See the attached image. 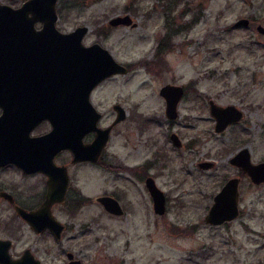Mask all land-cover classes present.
I'll return each instance as SVG.
<instances>
[{
	"label": "rangeland",
	"instance_id": "374dc122",
	"mask_svg": "<svg viewBox=\"0 0 264 264\" xmlns=\"http://www.w3.org/2000/svg\"><path fill=\"white\" fill-rule=\"evenodd\" d=\"M63 3L56 4L58 28L87 26V42L97 40L118 62L133 66L92 93L93 103L105 114L104 123L113 118L116 101L129 114L119 125L127 127L122 135L113 132L108 153L119 154L127 163L142 162L148 152L135 139L149 134L166 148L165 158L151 169L166 197L162 215L153 212L138 177L97 168L75 175L73 183L87 194L117 193L128 207L116 217L92 201L75 216L74 221L89 223L82 235L88 264H264V182H251L229 161L243 147L251 162L264 161V32L257 30L258 25L264 28V0ZM124 14L135 25L108 26L110 18ZM242 17L249 19L248 25H234ZM103 27L105 34L99 32ZM167 32L174 34L165 37ZM165 83L187 87L179 120L172 124L184 144L181 149L173 148L166 136L171 124L164 119V101L158 94ZM209 98L219 105L235 104L243 111L242 119L214 132ZM138 114L161 121L145 125L140 136L139 122L132 119H140ZM124 139L129 143L122 147ZM200 161L212 165L201 169ZM232 176L240 179L238 217L218 226L204 223L213 195Z\"/></svg>",
	"mask_w": 264,
	"mask_h": 264
},
{
	"label": "flooded vegetation",
	"instance_id": "af4514ba",
	"mask_svg": "<svg viewBox=\"0 0 264 264\" xmlns=\"http://www.w3.org/2000/svg\"><path fill=\"white\" fill-rule=\"evenodd\" d=\"M24 1L26 0H0V3L18 7ZM92 1L94 2V0ZM62 3L72 4V0H56V4ZM130 18L131 24H129V26L134 23L131 16ZM57 20L55 22V27L64 33L69 32L68 30L58 28ZM120 25L121 24L111 25L108 23L109 27ZM35 28H42L41 19L37 20ZM106 30L107 29L104 27L99 28L101 34H105ZM87 32L88 29L82 35V45L86 47L98 45L102 48H106L97 40L87 42L84 39ZM172 34L174 33L167 32L164 36L167 37ZM54 35L56 36V34ZM39 37L42 39L39 43V49L42 55L40 56L38 65L33 67L34 71H37L36 80H29L27 85L20 88V97L15 99L11 98L12 100H10L8 97L3 96L5 94L4 92L0 98V102L2 101V105H0V116H2V119H0V264H88L85 258L87 245L83 241L82 235L87 232L89 223L88 221H74L75 216L84 206L86 207L92 201L97 202L103 211L110 216L121 217L127 212L128 207L121 199L120 194L117 193H103L95 196L87 194L81 187H78L76 183H73L75 175H77L79 170L87 173L90 168L107 171L115 170L118 175L129 173L132 177H138L144 182L146 187V179L149 177L152 178L156 184L155 174L151 172V169L154 165L160 164V161L165 158L166 148L157 145V140L153 139L151 134H149L146 135L143 140H140L141 137L135 139L139 141V146L143 145L145 151L148 152L147 157L144 158L142 162L127 163L119 154L115 152H112L113 154L108 153V146L111 143L113 132L116 129L118 134L122 135L127 127L125 126V129H123L122 126L119 125L126 121L129 114L126 108H124L120 102L116 101L111 106L113 118L104 123L105 114L93 103L92 93L106 80L112 79L118 75H125L133 70L131 63H128L123 64L126 67L124 73L109 75L98 81L90 90L89 101L99 113V117L95 121V129L89 130L83 135L82 144L86 146L84 147L85 154H89L93 157L96 156L95 160H74L73 151L69 147L57 150L59 147L57 143L61 142L57 140H61L62 138L59 136L57 139L50 134L56 127L52 120L53 114L56 117V105H54V103H56V97H54L52 93L51 75L50 73H46L52 70L51 64L53 63L52 60H47L49 58L46 59L45 56H43V54L48 51L56 50L57 43L47 41L44 39L43 35ZM67 44L66 42L65 46H67ZM153 61L154 60L148 61L146 66L147 70L151 71V69H153ZM166 84L179 85L182 87L181 97L175 105L174 117H169L166 99L160 94V89ZM186 93L187 87L176 83H165L158 89V94L164 101L162 114L167 124H171L166 136L172 144V147L177 149H181L184 144L179 134L172 129V124H174L176 120H179V105ZM211 100L214 102L212 98L207 100L208 111L214 121L213 131L216 132L214 129L216 120L209 110V101ZM239 109L242 111L241 108ZM138 115L142 116L141 114ZM242 117L243 111L241 118L237 122L226 125L217 133L237 124ZM132 119L134 121L137 119L139 122L140 136L143 135V130H147L145 125L149 128V124L152 122L161 121V118H153L151 115L142 116L140 119L134 116ZM105 134L107 136L106 140L101 150L96 153L95 145ZM172 134L177 136L180 145H176L171 137ZM46 136H49V138H46ZM67 141L68 138L66 134L65 143H67ZM127 142L129 143V141L124 139L122 147H125ZM191 143L192 142H189L190 147ZM136 145L137 144L134 143V147ZM110 157H112V160ZM203 162L209 161L198 162V167L201 169H206L212 165L210 162V166L201 167L200 163ZM232 177H237L239 179L238 176ZM64 183L65 191L61 193L60 190ZM50 185H53V191L51 192L49 191ZM106 195L111 196L118 202L122 213L117 214L108 211L104 204L97 200L98 197ZM150 197L153 209V199L151 195ZM227 222L229 221L224 223ZM77 240L79 245H75V241Z\"/></svg>",
	"mask_w": 264,
	"mask_h": 264
},
{
	"label": "water",
	"instance_id": "95a60500",
	"mask_svg": "<svg viewBox=\"0 0 264 264\" xmlns=\"http://www.w3.org/2000/svg\"><path fill=\"white\" fill-rule=\"evenodd\" d=\"M57 17L56 0H26L18 7L0 3V98L4 92L3 96L10 100L18 98L21 96L20 88L27 85L29 80H36L37 71H34L33 67L38 65L42 55L39 49L42 39L39 36L43 35L47 41L56 42V50L43 54L53 63L52 70L46 73L51 75L52 93L56 97L54 103L56 117L54 114L52 116L56 127L50 134L57 139L61 136L62 139L57 140L61 141L57 143L59 145L57 150L71 148L74 160H95L96 156L85 154L86 146L82 144L83 135L95 129V121L99 117V113L89 101V93L98 81L114 73H124L126 67L117 62L106 48L98 45L89 47L82 45L81 38L87 31V26L80 25L64 33L55 27ZM39 19L42 20V28L36 29L35 23ZM248 23L249 19L242 17L236 20L234 25H248ZM109 24L129 25L131 18L128 14L118 15L110 18ZM257 30L264 32L261 25L257 26ZM66 42L67 46H65ZM160 94L166 99L169 117H174L175 105L181 97L182 87L166 84L160 89ZM209 110L216 120L214 128L216 132L230 123L237 122L242 116V111L234 104L222 106L211 100ZM66 134L67 143H65ZM106 137L105 134L95 145L96 153L101 150ZM171 137L176 145H180L175 134ZM230 163L238 166L251 182L256 184L264 182V161L251 162L247 147L237 150L230 158ZM210 165V162L200 163L201 167ZM238 181L237 177L227 179L213 196L212 204L203 218L205 223L219 225L237 217ZM49 187V191H53V185ZM146 187L153 199L154 212L163 214L164 193L150 177L146 179ZM60 191L61 193L65 191V183ZM97 200L104 204L108 211L122 213L118 202L111 196H100Z\"/></svg>",
	"mask_w": 264,
	"mask_h": 264
}]
</instances>
